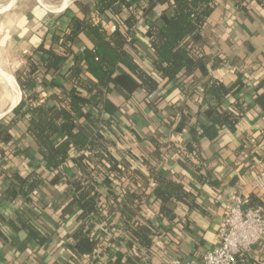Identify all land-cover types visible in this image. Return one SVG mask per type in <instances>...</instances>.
Segmentation results:
<instances>
[{"label": "trees", "instance_id": "16d2710c", "mask_svg": "<svg viewBox=\"0 0 264 264\" xmlns=\"http://www.w3.org/2000/svg\"><path fill=\"white\" fill-rule=\"evenodd\" d=\"M213 4L214 0L75 2L67 27L53 33L50 42L44 39L26 56L28 62L15 68L22 97L8 119L0 120L1 171L9 179L5 199L19 198L32 208L30 199L44 183L64 185V199L56 201L52 224L42 222L36 228L31 214L19 210L12 218L0 213L1 223L25 229L53 253L65 247L70 254L63 264H138L142 259L159 264L153 242L161 227L151 216L175 228L183 210L202 208L184 178L191 180V173L198 182L211 183L203 170L202 141L219 146L225 132L235 133L251 110L258 108L264 115V79L246 88L239 73L229 86L212 75L231 62L210 52L207 31ZM158 5L159 15L150 18ZM169 83L180 91L179 100L166 111L155 107L153 113L158 112L161 121L155 122L153 114L146 117L154 132L145 137L147 148L140 151L152 177L149 185L130 166L137 163V155L118 146L125 132L119 118L127 113L129 102L137 115L145 116L139 104L149 105L151 95ZM242 89L246 90L236 96ZM17 128L21 139L12 133ZM127 131L138 133L134 127ZM28 147L39 162L22 174L9 162L23 159ZM162 148L189 173L158 171L152 160L163 161ZM238 152L245 155L247 167L258 160L264 168V137L239 144ZM66 162L75 170L70 176L59 169ZM246 197L248 206L261 207L264 215V195L251 192ZM68 217L73 223L66 228ZM189 228L190 221L180 230ZM124 235L129 251L121 257L117 251ZM234 261L264 264V238Z\"/></svg>", "mask_w": 264, "mask_h": 264}, {"label": "crops", "instance_id": "0c3cea01", "mask_svg": "<svg viewBox=\"0 0 264 264\" xmlns=\"http://www.w3.org/2000/svg\"><path fill=\"white\" fill-rule=\"evenodd\" d=\"M76 1L81 0H0V71L10 75L15 83L9 85L0 78V120L8 119L11 109L22 97L19 85L13 76L15 68L25 65L28 62L26 56L44 39L46 43L50 42L53 33L63 31L67 27L76 10ZM155 10L150 14V18L156 16ZM211 13L207 31L212 41L210 52L213 55L216 53L225 55L231 61L213 70V77L228 86L234 83L238 73L242 75L244 85L246 80L252 83L251 86L263 80L264 0H214ZM40 89L41 86H38L37 90ZM243 90L246 89L238 91L236 96L242 95ZM117 98L123 101V98ZM179 98L180 91L169 83L151 95L149 105L145 102L139 104V110L142 109L145 116H141L138 111L137 115L129 102L125 110L127 113L119 118V126L125 132L118 146L121 149L128 148V151L137 155V163L130 166L137 172L138 177L149 182V185L153 184L152 177L140 151L142 148H147L145 137L154 132L153 125L148 123L146 117L153 114L151 118L155 122L161 121L160 114L153 113L155 107L166 111V106L178 101ZM129 127H134L138 133L127 131ZM12 133L15 138L21 139L22 133L18 128L12 129ZM263 137L264 115L256 108L238 122L235 133L225 132L219 146L209 141H202L200 152L203 170H207L210 174L211 183L198 182L180 163L170 158L171 152H167L164 148H162L163 161L152 160L155 168L160 172L172 170L175 174L189 173L188 175L192 176L191 180L184 177L185 181L188 187L197 193L196 200L202 205L201 209L183 210L175 228L156 215L151 216L154 224L161 227V234L157 235L153 242L158 251L156 261L159 264H170L173 258L179 259L182 263L187 257H190V264L197 262L200 255L214 244L228 200L239 192L245 196L251 192L264 195V168L258 160H255L254 167H247L245 155L241 152L236 153L239 144L250 142L251 138L260 140ZM170 138L174 139L177 136L172 135ZM22 158H12L9 162L12 168H17L22 174H26L28 166L34 167L39 160L31 147L24 148ZM3 168L1 163L0 213L5 218L15 217L17 210L25 214L30 213V222L36 228L42 226V222L52 224L50 218L56 214V201L64 199V185L42 184L30 199L32 208H29L22 199H5L9 179H6L1 171ZM40 168L42 169V165ZM59 169L66 176L75 172L68 162L60 165ZM38 213L41 214L40 218H36ZM189 221L191 228L180 230ZM72 223V217H68L63 225L67 228ZM65 227L62 230L66 231ZM170 228L175 232L172 233ZM0 231L3 235L0 239V264H63L69 257L70 251L65 247H61L55 253L51 252L49 247H40L25 229L16 230L6 222H0ZM121 240L123 244L118 245L120 249L117 254L125 257L129 251V246L124 244L127 235Z\"/></svg>", "mask_w": 264, "mask_h": 264}, {"label": "built area", "instance_id": "2783aa9c", "mask_svg": "<svg viewBox=\"0 0 264 264\" xmlns=\"http://www.w3.org/2000/svg\"><path fill=\"white\" fill-rule=\"evenodd\" d=\"M160 6L155 10L159 15ZM252 83L246 80L245 87ZM0 154V162L2 161ZM247 197L241 192L234 194L226 203L225 211L218 227L214 244L206 249L193 264H234L235 256L241 252H249L264 238V215L261 207L248 206ZM102 233H108L103 227ZM138 264H151L142 259ZM170 264H182L177 258L170 260Z\"/></svg>", "mask_w": 264, "mask_h": 264}, {"label": "bare ground", "instance_id": "6f19581e", "mask_svg": "<svg viewBox=\"0 0 264 264\" xmlns=\"http://www.w3.org/2000/svg\"><path fill=\"white\" fill-rule=\"evenodd\" d=\"M10 2V1H9ZM6 4V2H5ZM53 5V4H51ZM66 5V4H65ZM4 6V5H3ZM9 6V4H8ZM62 9V8H61ZM58 11V10H57ZM7 72V71H6ZM12 74V73H11ZM0 78H2L5 82H7L9 85H15L13 78L10 75H6L5 72L0 71ZM11 88V86H10ZM14 91V90H13ZM13 93V92H12ZM12 99V97H11ZM18 99V98H17ZM16 101V100H15ZM15 104V103H14ZM13 105V104H12ZM9 107V106H8ZM11 107V106H10ZM7 109V108H6ZM2 114V113H1Z\"/></svg>", "mask_w": 264, "mask_h": 264}, {"label": "water", "instance_id": "95a60500", "mask_svg": "<svg viewBox=\"0 0 264 264\" xmlns=\"http://www.w3.org/2000/svg\"><path fill=\"white\" fill-rule=\"evenodd\" d=\"M182 264H190V257H187L186 259H184Z\"/></svg>", "mask_w": 264, "mask_h": 264}]
</instances>
